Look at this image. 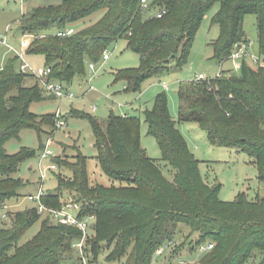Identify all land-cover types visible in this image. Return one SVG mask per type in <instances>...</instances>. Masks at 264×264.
<instances>
[{"label": "trees", "instance_id": "16d2710c", "mask_svg": "<svg viewBox=\"0 0 264 264\" xmlns=\"http://www.w3.org/2000/svg\"><path fill=\"white\" fill-rule=\"evenodd\" d=\"M216 2L220 7L213 22L219 25L220 34L211 42L213 58L223 62L236 44L252 42L244 28L247 14L256 16L254 52L264 57V0H151L147 7L142 0H62L28 10L20 18L19 29L23 35L32 36L26 54L43 55L51 68L49 80L62 83L84 73L85 58L97 61L109 46L125 39L128 48L140 54L141 62L137 68L118 71L116 78L125 81L128 89L138 90L145 79L161 75L173 65L182 68L188 62L204 16ZM100 10L103 14L94 23L73 27ZM69 27L75 29L72 35L56 34ZM18 60V56L10 57L0 66V206L20 197L25 181L14 174L36 154L26 147L10 154L8 140L31 128L45 149L43 138L47 135L49 140L60 118L57 113L38 115L31 111L32 102L50 95L34 75L17 69ZM238 61L239 72L222 70L223 75L181 84L180 120L196 122L213 145L247 153L264 182V67L253 68L248 58ZM27 76L35 83L26 84ZM70 114L89 121L100 168L120 185L91 184L87 156L78 151L72 159L54 158L53 162L69 170L71 176L63 178L57 173V186L45 190L41 201L61 208L66 202L62 193L69 190L74 193L72 201L81 205L79 217H95L90 232L94 230L96 236L89 233L84 247L91 264H113L123 258V264H154L160 246L173 248V255L180 250L182 244L175 243L180 224L190 229V251L207 241L215 243L201 258L202 264H246L256 250L263 254L258 264H264V197L252 200L240 193L234 201L220 199V184H210L202 177L200 160L171 115L165 92L156 95L144 116L162 159L174 169L171 180L142 146L139 116L112 111L102 121L78 109ZM32 202V207L10 215V225L0 223V264L81 261L76 244L82 231L42 215ZM41 218L38 232L20 243ZM101 254H106L103 263Z\"/></svg>", "mask_w": 264, "mask_h": 264}, {"label": "rangeland", "instance_id": "374dc122", "mask_svg": "<svg viewBox=\"0 0 264 264\" xmlns=\"http://www.w3.org/2000/svg\"><path fill=\"white\" fill-rule=\"evenodd\" d=\"M61 1L0 0V38L6 36L9 44L17 50H21V42L24 39L19 29L21 16L34 7L58 4ZM150 1L148 0V2ZM219 7L220 3L216 2L204 16L194 39L188 62L182 68H176L173 65L169 71L142 81L140 89H128V84L123 80H117L116 74L122 69L139 67L141 57L140 54L128 48L125 39H121L106 49L109 54L108 59L104 60L103 55L97 61H93L88 57L85 58L84 73L76 75L69 83L63 82L66 92L73 93V97L68 95L62 98L49 96L46 99L32 102L31 111L34 113L38 115L57 113L60 120L63 119L67 122L65 126L58 127L56 121L55 132L48 136L51 139L48 148L52 150L53 156H48L42 160L43 167H51L55 157H69V159H72L80 151L87 156V168L91 184L100 183L109 186L115 183L120 185L119 181L111 179L100 168L96 158L97 150L94 146L93 130L89 121L85 118L73 117L70 114L73 109H78L105 121L113 111L118 115L139 116L142 146L161 167L163 174L168 179H173L174 169L162 159L158 142L148 132V124L144 116L145 109L153 107L156 95L165 92L168 97L171 115L178 121L179 129L190 149L200 160L199 169L202 177L210 184H220V199L234 201L240 193H245L252 200L264 197V182H261L258 178V169L252 157L234 147L213 145L209 141L207 132L200 128L196 122L180 120L178 90L181 84L198 79L214 78L230 69L236 72L240 71V61L226 59L219 62L213 58L211 42L216 40L220 34V27L213 22V17ZM102 14L103 10L95 12L74 24L73 27L80 29L88 26L97 21ZM244 28L247 38L253 42L251 50L255 51L257 42L255 14L245 16ZM26 39L30 43L32 37ZM15 55L10 47L0 44V66H4L7 60ZM25 56L33 68L46 67V60L43 55L25 54ZM248 59L253 68L258 67L250 58ZM91 64H94V68H91ZM17 69L20 70V60L17 61ZM222 70L224 71L221 72ZM200 75H203L204 78H200ZM25 83L28 85L34 84L35 79L27 76ZM46 140L47 135L43 138L44 144H47ZM24 147L35 150L36 154L26 159L21 164L20 170L14 174L21 177L25 181V185L19 189L21 194L19 198L12 200L9 204L6 202L7 208H4V205L0 206V223L4 226L10 225V215L12 213L33 206V202L28 199V195L38 192L41 184L40 157L44 149L35 129L26 128L21 131L20 137L11 138L6 143V149L10 154L17 153ZM57 173H61L63 178L71 176V172L60 165L56 170L47 169L43 183L45 190L55 189L58 183ZM62 195V200L67 202L72 201L71 197L73 198L74 193L64 190ZM3 214H6V217ZM41 221L42 218L26 232L20 243L29 240L38 232ZM180 230L175 236L177 246L182 244L179 247L180 250L173 255V248V250L165 249L164 245L160 246L156 251V264H202L200 260L207 252L199 254L198 250L190 251L188 247L190 229L187 225L180 224ZM90 233L92 237L96 236L94 230ZM196 237L197 235L194 234L193 238L195 240ZM105 255H100V262L105 261ZM76 256L77 253H75ZM262 256L263 254L256 250L253 257L246 264H258ZM123 260L125 258L121 262H114L113 264H123ZM79 263V260L71 262V264Z\"/></svg>", "mask_w": 264, "mask_h": 264}, {"label": "built area", "instance_id": "2783aa9c", "mask_svg": "<svg viewBox=\"0 0 264 264\" xmlns=\"http://www.w3.org/2000/svg\"><path fill=\"white\" fill-rule=\"evenodd\" d=\"M142 4L144 7H147L149 2L148 0H142ZM164 11L160 12L158 16H162V13ZM75 32V29L73 27H69L66 29H60L56 32L58 36H68L72 35ZM32 37L30 35H24L23 40L21 42V50H17L14 48L11 44H9L6 36L3 38H0V44L10 47L11 50L15 52V56H18V59L20 60V71L24 73H30L34 75L43 86L45 93L47 95L53 96L55 98H62L65 95H68L70 97H73V93L66 92V87L64 84L57 80H49L48 76L51 72L50 67H44V68H38L35 69L31 66V64L27 61L25 56V48L27 44L29 43L26 38ZM252 42H241L235 45L233 48L231 54L229 55L228 59H231L233 61L243 60L244 58H250L253 63H255L257 66L264 67V57L259 56L254 51L251 50ZM109 54L105 51L103 55V59H108ZM91 68H94V64H91ZM200 78H204L203 75H200ZM166 88H168L167 85H165ZM58 116V114H57ZM58 127L65 126L67 122L65 120L58 119L57 121ZM51 139L47 141L46 148L43 150L41 157H40V175H41V184L38 189V192L34 194H29L28 198L34 202H36V205L38 206V212L41 213L44 216H50L53 221L57 223H61L64 225H70L79 228L82 231V237L80 240H78L76 246L79 251V255L82 257V260L79 264H91L88 257L85 254V242L87 240V237L90 233L91 226L95 220V217L90 215L85 218L79 217V212L81 211V205L78 202L75 201H67L63 204L61 208H53L50 206L45 205L41 201V197L43 194H45V189L43 186L44 179L46 177V170L51 168L56 170L58 168L57 164L53 162L51 167H43L42 160L48 156H53L52 150L48 148L49 142ZM4 208H7V205H4ZM4 217H6V214H3ZM171 244V243H169ZM168 244V245H169ZM215 246V243L213 241H207L204 244H202L199 248V254H204L210 250H212ZM156 261V260H155ZM186 262V261H185ZM100 264V263H95ZM156 264V262H154Z\"/></svg>", "mask_w": 264, "mask_h": 264}, {"label": "crops", "instance_id": "0c3cea01", "mask_svg": "<svg viewBox=\"0 0 264 264\" xmlns=\"http://www.w3.org/2000/svg\"><path fill=\"white\" fill-rule=\"evenodd\" d=\"M22 36H24V35H22Z\"/></svg>", "mask_w": 264, "mask_h": 264}]
</instances>
